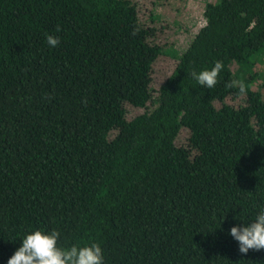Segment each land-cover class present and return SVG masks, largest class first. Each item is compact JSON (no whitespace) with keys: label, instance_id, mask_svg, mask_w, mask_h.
<instances>
[{"label":"trees","instance_id":"trees-1","mask_svg":"<svg viewBox=\"0 0 264 264\" xmlns=\"http://www.w3.org/2000/svg\"><path fill=\"white\" fill-rule=\"evenodd\" d=\"M204 16L154 95L168 50L133 0H0V264L35 229L98 243L104 264H264L227 234L264 207V0ZM216 61L217 84L198 85Z\"/></svg>","mask_w":264,"mask_h":264},{"label":"rangeland","instance_id":"rangeland-1","mask_svg":"<svg viewBox=\"0 0 264 264\" xmlns=\"http://www.w3.org/2000/svg\"><path fill=\"white\" fill-rule=\"evenodd\" d=\"M208 1L215 0H133L142 22L156 29L154 40L168 50L153 64L154 95L177 64V58L172 51L178 53L184 51L199 29L205 25L204 9ZM236 66L234 65L235 69ZM252 71L255 74L252 88L259 89L264 94V51L256 57ZM227 101L235 106L242 103V99L228 98ZM153 106L152 102L147 104L148 109ZM126 109L128 118H133L146 110L130 104L126 105ZM188 134V130L183 128L179 133L178 143H185Z\"/></svg>","mask_w":264,"mask_h":264},{"label":"clouds","instance_id":"clouds-1","mask_svg":"<svg viewBox=\"0 0 264 264\" xmlns=\"http://www.w3.org/2000/svg\"><path fill=\"white\" fill-rule=\"evenodd\" d=\"M47 44L55 48L60 43L58 37L48 34ZM222 63L216 61L209 69L199 72L193 70L192 78L198 85L211 89L217 84ZM235 219V218H234ZM228 235L238 244V250L247 254L249 250L264 249V207L256 213L254 219H237ZM60 233L57 230H32L20 239L19 247L8 258L6 264H104V253L98 243L62 247L58 244Z\"/></svg>","mask_w":264,"mask_h":264}]
</instances>
